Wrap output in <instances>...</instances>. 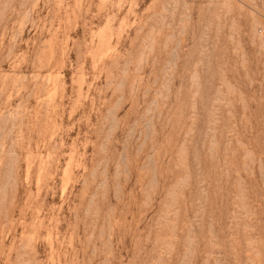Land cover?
Listing matches in <instances>:
<instances>
[{
    "label": "rangeland",
    "instance_id": "374dc122",
    "mask_svg": "<svg viewBox=\"0 0 264 264\" xmlns=\"http://www.w3.org/2000/svg\"><path fill=\"white\" fill-rule=\"evenodd\" d=\"M0 264H264V0H0Z\"/></svg>",
    "mask_w": 264,
    "mask_h": 264
}]
</instances>
